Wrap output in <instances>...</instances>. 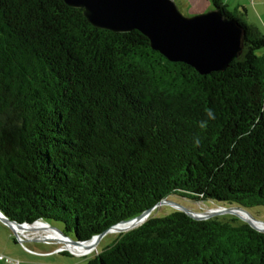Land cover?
<instances>
[{
    "label": "trees",
    "instance_id": "1",
    "mask_svg": "<svg viewBox=\"0 0 264 264\" xmlns=\"http://www.w3.org/2000/svg\"><path fill=\"white\" fill-rule=\"evenodd\" d=\"M211 4L242 26L243 52L201 75L141 32L96 28L63 0H0V210L9 220L60 222L83 242L171 196L264 207V34L245 8ZM232 216L152 212L84 258L264 264V233Z\"/></svg>",
    "mask_w": 264,
    "mask_h": 264
},
{
    "label": "water",
    "instance_id": "2",
    "mask_svg": "<svg viewBox=\"0 0 264 264\" xmlns=\"http://www.w3.org/2000/svg\"><path fill=\"white\" fill-rule=\"evenodd\" d=\"M63 1L70 7L82 9L86 19L96 28L114 33H127L133 30L141 32L149 39L154 51L159 52L172 63L190 65L201 75L226 70L231 62L243 52L244 29L235 19L227 18L218 9L193 17H186L179 11L175 0ZM162 205L172 206L199 221L223 215H234L255 230L264 233V222L256 220L242 207H220L205 213H195L169 200L162 201L158 206ZM155 208L132 220L121 222L102 234L94 236L91 240L83 242L71 238L42 220L33 224H19L9 220L0 210V221L13 231L21 243H24V240L21 238L23 234L19 232L20 229L28 226L30 227L28 233H32L36 230L34 226L42 223L67 239L62 240L61 243L67 244L69 241L74 246H85L95 240V250L103 237L112 232L114 228L131 222H137L141 225ZM239 212L245 213L249 218H243L238 214ZM256 224L263 227L260 228ZM44 239L51 240L49 238ZM37 240L40 239L37 238Z\"/></svg>",
    "mask_w": 264,
    "mask_h": 264
},
{
    "label": "rangeland",
    "instance_id": "3",
    "mask_svg": "<svg viewBox=\"0 0 264 264\" xmlns=\"http://www.w3.org/2000/svg\"><path fill=\"white\" fill-rule=\"evenodd\" d=\"M184 1V2H183ZM188 1V2H187ZM179 11L186 17H193L196 15L207 13L211 10H213V7L211 9H208L204 13H194V3L190 0H175ZM233 9V8H232ZM260 14H261V21L264 22V7L262 9L260 8ZM250 18V16L248 17ZM251 19V18H250ZM248 22V20L246 19ZM264 24V23H263ZM260 28L263 29V27L260 25ZM261 30V29H260ZM264 34V31H261ZM264 53V49L260 52ZM169 201L176 203L180 205L181 207H184L190 211H193L195 213H205L210 210L220 208L215 203L206 201V202H193L178 196H171ZM230 207V206H227ZM177 210L176 208L169 206V205H163L160 208H157L153 211V216L155 217H165L168 214H170L172 211ZM256 220L264 222V207H254L248 211ZM243 217H247L244 213H240ZM233 216L232 215H223L221 216L224 220H230ZM241 221V220H240ZM52 227L57 228L65 233V226L63 223L56 222V221H47ZM243 222V221H241ZM126 226V224L124 225ZM5 229H9L12 232V239H10L9 242H6V234ZM36 232H32L30 234H33ZM37 238L40 239L41 233H36ZM120 233H108L106 234L103 239L99 242L96 249L94 242H91L87 244V247H91L90 249L86 250H80L78 248H68L71 249L72 252H77L78 254H88L87 256L90 257L94 254H96L98 251H102L104 248L110 246L118 237ZM71 238L74 236L72 234H68ZM24 239V238H23ZM58 242V241H57ZM65 244L58 242L52 243V242H43V241H28L27 239H24V243H21L18 241L16 235L13 233V231L4 225L0 221V255H2L5 260H0V264H86L88 257H80L73 255L72 253L68 252L66 250L65 253L62 254H50V255H29L30 253L27 251L26 248L39 252V253H46L51 252L56 248H63ZM67 247V246H66ZM93 251V252H92ZM7 259H9L11 262H8Z\"/></svg>",
    "mask_w": 264,
    "mask_h": 264
},
{
    "label": "crops",
    "instance_id": "4",
    "mask_svg": "<svg viewBox=\"0 0 264 264\" xmlns=\"http://www.w3.org/2000/svg\"><path fill=\"white\" fill-rule=\"evenodd\" d=\"M194 3V13H204L206 12L208 9L212 8V0H190ZM221 1L223 4H225L227 6V10L229 12H233L236 9H240V8H245L246 10V19L248 20L247 24L254 26L255 28H257L260 31H264V22L262 20L261 21V14H260V8L262 9V7H264V0H219ZM184 2V1H183ZM188 2V1H187ZM233 8V9H232ZM250 16V18H248ZM260 25L263 27L260 28ZM5 234H6V242H9L10 239H12V232L9 229H5ZM28 233L27 235H21L22 238L27 239L28 241H35L37 242V234L33 233L30 234ZM35 235V236H34ZM39 237V236H38ZM33 238V239H32ZM23 239V240H24ZM39 241H43V242H52V243H58L55 240H45L40 238ZM27 251L30 253L29 255H50V254H56L57 251L60 248H56L51 252H46V253H39L33 250H30L28 248H26ZM60 254V253H57ZM32 255V256H33Z\"/></svg>",
    "mask_w": 264,
    "mask_h": 264
},
{
    "label": "bare ground",
    "instance_id": "5",
    "mask_svg": "<svg viewBox=\"0 0 264 264\" xmlns=\"http://www.w3.org/2000/svg\"><path fill=\"white\" fill-rule=\"evenodd\" d=\"M240 213L242 212H239L238 214L240 216H242ZM245 214V213H244ZM246 215V214H245ZM247 216V215H246ZM243 217V216H242ZM245 219H248L249 217H243ZM140 223H131V224H127L126 223V226H124L125 224H122V225H119L118 227L114 228L112 230V233H121V232H125V231H128V230H131L133 228H135L136 226H138ZM258 227H263L262 225L260 224H256ZM30 227L28 226H25L24 228L20 229L19 232L22 233L23 235H27L28 234V231H29ZM34 229H36L34 232L36 233H41V235L39 236L40 238L42 237V239L44 238H49L51 240H55V241H58V242H61L62 240H64L65 238H63L62 236H60L58 233L52 231L51 229H49L46 225L42 224V223H39V224H36L34 226ZM30 235V234H29ZM33 235V234H32ZM35 236V235H34ZM33 239V238H32ZM67 240V239H65ZM91 242H94L95 244V240L91 241ZM89 242V243H91ZM87 243V244H89ZM87 244L85 246H74L72 245L69 241L67 242V244H65V246H67L68 248H78L80 250H86V249H90L91 247H87Z\"/></svg>",
    "mask_w": 264,
    "mask_h": 264
},
{
    "label": "built area",
    "instance_id": "6",
    "mask_svg": "<svg viewBox=\"0 0 264 264\" xmlns=\"http://www.w3.org/2000/svg\"><path fill=\"white\" fill-rule=\"evenodd\" d=\"M22 238V237H21ZM23 239V238H22ZM66 250H68V252H70V253H72L73 255H76V256H80V257H84V256H87L88 254H78L77 252H72L71 251V249H68V247H66L65 245H64V247L63 248H60L58 251H57V253H61V252H65ZM93 252V251H92ZM0 260H5V258L2 256V255H0ZM7 261L8 262H11L9 259H7Z\"/></svg>",
    "mask_w": 264,
    "mask_h": 264
}]
</instances>
